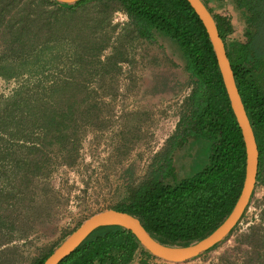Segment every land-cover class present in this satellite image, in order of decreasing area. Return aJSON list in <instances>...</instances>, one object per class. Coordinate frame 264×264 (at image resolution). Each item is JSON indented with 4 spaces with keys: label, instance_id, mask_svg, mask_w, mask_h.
<instances>
[{
    "label": "rangeland",
    "instance_id": "1",
    "mask_svg": "<svg viewBox=\"0 0 264 264\" xmlns=\"http://www.w3.org/2000/svg\"><path fill=\"white\" fill-rule=\"evenodd\" d=\"M16 1L8 15L16 16L13 25L22 16L44 17L53 30L43 33L55 47L45 51L42 68L28 51L11 53L23 73L18 79L0 77V95H10L37 68L47 84L57 79L63 89L64 119L50 135L30 129L26 139L0 137V264H33L88 216L119 206L146 178L177 129L194 79L178 44L157 31L153 39L141 38L118 1H93L67 12L66 21L55 7ZM209 4L230 17L234 32L228 39H244L245 17L233 2ZM33 146L37 152L29 153ZM204 147L190 140L175 150L178 178L205 164ZM255 228H264V171L236 230L184 264H259L264 245L252 236ZM138 264L174 263L138 255Z\"/></svg>",
    "mask_w": 264,
    "mask_h": 264
},
{
    "label": "trees",
    "instance_id": "2",
    "mask_svg": "<svg viewBox=\"0 0 264 264\" xmlns=\"http://www.w3.org/2000/svg\"><path fill=\"white\" fill-rule=\"evenodd\" d=\"M93 1L97 0L69 4L56 0H31V3L57 8L63 12L66 21L70 18L67 12H74ZM115 1L134 20L141 38L153 39L157 31L178 44L194 86L176 131L151 164L146 178L132 186L124 201L112 208L138 216L145 228L163 243L188 245L216 229L230 214L241 194L246 167L242 131L231 108L207 30L188 0ZM231 1L245 17L246 28L241 40L228 39L234 32L230 17L214 13L209 0H204L226 43L227 55L254 128L259 149L258 182L262 180L264 171V0ZM15 2L0 0V77L6 80L18 79L23 73L15 68L9 57L11 53L28 51L33 63L42 68L45 51L55 47L50 46L47 35L43 33L46 29L53 30V24L44 17L30 20L26 18L28 16H22L18 26L13 25L16 16L8 18V15ZM27 73L26 83L19 84L10 95H0V137L26 139V132L30 129L50 135L57 125H62L60 96L63 89H60L57 79L49 85L43 70L29 69ZM70 112H73L72 107H69ZM190 140L205 144L206 162L193 174L178 178L174 165L175 150ZM36 150L33 146L28 152L36 153ZM34 167L37 171L42 169L38 161ZM252 236L261 237L264 245V228H255ZM57 246L33 264L44 263ZM138 255L156 259L140 246L131 231L119 226H104L92 232L59 264H132ZM259 264H264L262 253L259 254Z\"/></svg>",
    "mask_w": 264,
    "mask_h": 264
},
{
    "label": "water",
    "instance_id": "3",
    "mask_svg": "<svg viewBox=\"0 0 264 264\" xmlns=\"http://www.w3.org/2000/svg\"><path fill=\"white\" fill-rule=\"evenodd\" d=\"M69 4L80 0H56ZM203 22L213 51L216 55L223 82L230 99L231 108L237 123L242 131L246 148L245 179L241 194L230 214L211 233L188 245L163 243L156 239L143 225L140 218L126 211L115 208L99 210L84 219L81 224L68 234L45 259L42 264H59L63 258L70 255L80 246L89 235L100 227L119 226L131 231L140 243V246L149 255L170 263H183L193 260L221 243L241 221L250 204L256 183L259 168V149L253 125L245 108L240 94L235 73L227 55L226 43L220 35L216 19L205 4L204 0H188Z\"/></svg>",
    "mask_w": 264,
    "mask_h": 264
},
{
    "label": "crops",
    "instance_id": "4",
    "mask_svg": "<svg viewBox=\"0 0 264 264\" xmlns=\"http://www.w3.org/2000/svg\"><path fill=\"white\" fill-rule=\"evenodd\" d=\"M190 261H192V260H190ZM190 261L183 262V263H178V264H184V263H188V262H190ZM168 263H169V262H168ZM132 264H138V259H135V260L133 261ZM174 264H177V263H174Z\"/></svg>",
    "mask_w": 264,
    "mask_h": 264
}]
</instances>
